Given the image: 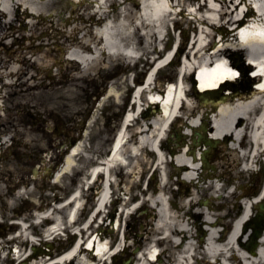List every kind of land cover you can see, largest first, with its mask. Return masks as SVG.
Here are the masks:
<instances>
[{
  "label": "bare ground",
  "instance_id": "1",
  "mask_svg": "<svg viewBox=\"0 0 264 264\" xmlns=\"http://www.w3.org/2000/svg\"><path fill=\"white\" fill-rule=\"evenodd\" d=\"M246 1L247 0H241V2L246 3L248 6L247 12H235V9H229L230 3L233 2V0H204V5H201L199 9L193 7V12L186 10V12L183 13L185 17L193 15L199 27L198 32H196L193 37L191 47L194 51V61L191 60V54V62L182 68L181 80L176 84L174 89L171 88L168 91L166 99L163 102V108L159 109V114L157 116L149 120L140 119L139 116L135 117L133 113H128L127 116L122 119L119 137L115 145V150L120 146L118 152L114 154L112 159H108L106 163L101 162V165H97V161L100 159L99 157H92L94 164L92 167L88 168L85 177L82 178L85 179L84 182L82 181L83 184L85 182L89 183L88 179L95 176L97 178L102 177L103 180L107 181L111 178L110 176L114 177V171L121 168L127 169L128 172L126 173L132 177L131 180H134L139 172H142V160L145 159L143 150L147 149L148 151L149 149L151 154L154 155L155 159L153 161H148V164L151 167L156 165V170L159 171L160 180L162 182H159L160 187L150 195V200H148L150 205L156 209V221L154 222L153 230L150 232L148 240L153 241L155 247H158L159 244H164V248H161L160 253H164L169 260L163 261V259L158 256L156 261H151L146 252L149 253V257H154L157 248H154L155 251L149 249L150 243L147 241L145 246L140 249L139 253L135 256L136 260L134 264H156L158 261H163L164 264H195L193 253H197L201 249V252L206 255L209 261L212 258H217L221 264H223V262L226 264H234L233 260H231L232 258L240 259V264H264V234L261 239V245L256 252H251L245 248L241 243L242 236H238V228L252 214V206L258 199H252L251 201L246 200L244 202L241 214L234 220L230 232L224 237V232L219 225L222 221V217L218 216L216 211L211 210H217L216 203L211 201L214 195L211 194L206 196L205 201H203L205 202L204 205L197 204L194 198L195 191L199 193L202 187H206L213 192H218L221 189L220 184L222 181L217 168L213 166L215 171L213 173L211 171L207 173L212 175L211 180H199L200 183H196L195 189L190 194V198L185 199L184 203L179 207L178 203L171 200L167 195L169 192L168 190L171 188V183H173V179L175 178L166 173L165 164L168 161L172 162L174 167L178 169L180 175L179 180L194 182L196 174L199 175L200 173L199 164L202 161L197 157L194 158L193 154L190 153L193 152L191 151L190 143L184 145L185 147L178 149L176 153H172L171 155L166 153L160 145L164 139L162 133H166L164 125L168 123L175 112L178 113L180 111V109L178 110V104L182 100L180 98L181 92L184 91L185 94H187L184 86L185 78L192 73V68L195 67V65L200 67L198 73L200 84L198 87H195L196 91H199V88L205 89L208 86H214L225 77L229 76L232 78L235 76L237 71L232 68V65L235 62L239 63L237 60L239 56L236 57L235 55V40L237 37L233 33L243 26L248 20V17L251 16H259L261 23L255 22L252 27H245L242 29V36L244 37L242 49L254 64H257L259 68H264V0H259V3L256 1V8L251 4L248 5ZM125 2V0H121L119 5L121 6V10L119 11L120 17L118 22L115 23L114 18L106 20L108 13H110V7L108 5L109 0H89V8H93V10L89 11L90 18L96 21L97 24L91 25L89 28L90 30L87 27L89 25L82 27L79 25H72L71 28H68V39L74 41L68 50L67 59L75 62L84 72L96 68V66L104 60L110 62L120 56H129V58L132 59L134 54L139 53L137 46L134 45L132 47L134 49L130 55H128V51L123 49V46H125L124 41H131L133 36L132 32L136 29H140L143 24V27L151 25L154 28L157 39L158 37L162 39L166 33L170 19L178 15V7L181 6V3L176 0H138L139 7L137 9H132L129 8ZM52 3L53 0H0V10L13 20V11L16 6L19 9H24L30 14L26 22L28 23V27L31 28L35 25V14L49 9L48 6ZM72 3H74V1H72ZM243 12L245 15L241 17ZM97 15L98 18L96 17ZM227 24L234 25V28L225 27ZM219 25L221 26L219 28L221 38L218 41L219 44H216L214 46V51L211 52L210 44L217 34L216 31L214 32L213 28H218ZM75 28L78 30V35L74 37L72 30H75ZM207 38H211V42H206ZM33 47L34 46H31V48ZM121 49L122 53H120ZM112 50H114V52H112ZM45 51L46 52L42 54H37L34 58L28 56V52H25L24 58L34 65L35 63L33 60H41L47 55L48 51H51V47ZM117 51L118 54H115ZM228 57L234 58L230 62L231 64L227 60ZM6 62L7 69H1L0 76L7 78V85L10 86L12 83H16L17 80L27 87H32L37 84L32 80L36 78V74L30 73V71L28 72L25 65L16 63V60H8ZM195 80L197 83L198 80ZM260 81H263L261 84L263 86L262 89L252 87L250 91L238 92L236 97L232 94L226 95L225 98L217 101L214 121L213 123L210 121V131H206L205 133L202 131L206 137L215 139L219 143L223 139L230 137V141L226 143V148L230 149V151H237L240 159L243 158L244 155H248V152H245V154L243 152L241 153L238 150V143L244 140L247 134H250L249 140L253 153L250 161L243 166V170L247 171L251 169L254 170L255 163L264 156V78H261ZM146 83H148V81H146ZM148 87H151V85L149 84ZM58 90L59 88L56 89V91ZM179 90L180 93H178ZM0 92L2 93L1 87ZM140 93L142 92L138 89L137 95L134 96L140 103L139 110L143 108ZM108 94V96L113 94L117 96L118 92L110 88ZM204 96L206 95L204 94ZM189 104L190 108H195L197 106L192 101H189ZM0 115L4 120L9 116L8 113H4L1 110ZM131 116L134 118L132 121ZM188 118L191 121L186 123L187 127L184 128L187 129L182 133L180 132L181 135L186 137L190 136L192 130H195L201 122L206 126L209 123V118L205 113L201 112L200 108L191 112ZM128 122L129 125L127 128L130 125L139 124L140 130L138 134L140 137L136 139V142H134L133 137L137 132L129 135L127 141L122 142L121 138L126 136V131L123 130ZM83 146L84 144L79 143L73 147L72 151L64 160V166H62L60 172L56 175V180H60L64 174L72 171L78 166L76 157L82 153ZM206 146L207 144L205 143H198L195 148L201 154L204 153L203 148H206ZM172 150H174V148H172ZM185 150L187 152H185ZM212 151H214V149L209 148V152ZM112 163L113 166H111ZM183 166H185V169L181 168ZM99 169H101L100 173H98ZM126 173L123 172L122 175ZM106 188L107 185L105 184L104 189ZM82 195V187L78 186L66 198L67 200L64 199L63 204L57 206L58 209H68L66 216L54 214L51 210L45 212V214L37 215L36 221H40L41 218L43 220V215L54 218L55 225L47 229L44 233V239L51 240L53 235L59 234L64 228L65 219L74 226L73 223L77 221L80 213V206L83 203ZM261 195L264 197V186ZM170 203L178 209H174ZM99 207L101 210H105L107 204L104 203V200L100 202ZM104 219L103 221L105 224L106 220ZM89 223L90 219L86 220L85 227L88 226ZM201 223L202 227L199 228ZM195 227H198V235L202 236V240H204L203 244H201V241L198 242L197 240V235L194 233ZM121 228L120 217H118L115 223V229L121 230ZM27 238H30L35 244L36 238L30 232L27 233ZM90 238L92 239L89 245H91L94 239L97 241L96 249L98 257L81 246L79 249L76 248L64 254L69 250L67 249L58 256H54L48 261L40 264H68V259L72 262L76 261V264H96V260L100 259L101 261L112 255L110 250L115 246H111L109 250H105L106 248L108 249V242L103 241V237L96 233H91L88 236V239ZM228 252L233 253L231 256L232 258L227 257L229 255ZM46 258H49V256H46ZM36 260L37 259L31 260L30 264H36ZM104 262H106V260Z\"/></svg>",
  "mask_w": 264,
  "mask_h": 264
},
{
  "label": "rangeland",
  "instance_id": "2",
  "mask_svg": "<svg viewBox=\"0 0 264 264\" xmlns=\"http://www.w3.org/2000/svg\"><path fill=\"white\" fill-rule=\"evenodd\" d=\"M125 1V4L127 3L129 8L137 9L139 7L136 5L138 4L136 0ZM70 2L72 1L53 0V3L48 6L49 9L42 11V15L48 17V19L41 21V23L39 21V24L35 23L30 29L31 35L34 36L33 39L35 43H37L36 48H31V41L27 39H24L25 43H23V45L19 44V46L15 48L16 51L9 55L5 54L0 47L1 60H16V63L25 65L28 72L30 71V73L36 74V78H33L32 80L37 83L32 87H27L24 86V84L19 83V80H17V84L12 83L10 88L7 87L2 94L6 98L4 104L10 106L9 111L4 110V112L9 114V116H7L9 118L8 127L7 124H5V126L11 133H13V135L19 138V143H16L13 150H24V143L27 145V148H29L28 150H40V148L44 146L48 147L51 141V135L53 137L61 135L62 137L64 136L65 139H67L68 136H80L78 128L81 126L80 124L84 116L89 114L88 119L90 123L87 126L86 122L84 128H87L88 132L86 133V136H80V139L84 144L83 151L76 157L78 161L77 167L83 169L84 167L93 165V161L91 160L92 156H102L108 152L120 123H122V119L129 111L131 113L128 99L132 96V84L130 81L131 75L128 74V69L132 67V65L125 62L124 57L120 56L110 62L104 60L99 63L96 68L84 72L75 62L66 58V52L74 41L67 40L68 27L71 28L72 25H79L81 27L85 25L91 26L95 23L90 19L89 11L93 10V8H89V0H81L79 6ZM115 2V0H110V17L114 18L115 23H117L120 17L119 11L121 10V6L119 5L121 2L117 1L119 5H116ZM229 9H235V12H242L244 9H247V5L246 3L241 2V0H233V2L230 3ZM0 16L2 17V19H0L1 34H11L13 31L16 36L23 37L25 33H29L27 25H22V23H24V16L26 17L24 10H21L18 19L14 21L15 27L13 29L10 24H7V17L2 13V10H0ZM63 17L68 20H62ZM83 19L86 21L84 22ZM181 21V24H183V26L181 25L182 33L178 35L175 40L180 38V48L182 49L181 54L183 55L187 52L189 41L193 33L188 29L189 24L186 23L184 25L183 22L185 21V18ZM53 24L55 25L53 26ZM143 25L140 29H136L132 32L133 36L132 39L130 38L131 41H124L126 47L123 46V49L125 51H128V53L131 54L134 45L137 46L139 52L143 53L151 51L149 49L154 48L157 44H164L167 48L172 47L174 43V35L171 32V28L168 31V35H166L163 40H160L159 37L157 39L154 28L151 25L146 27H143ZM214 31H217V29L214 28ZM43 32L48 33L44 36H40ZM72 32L74 36L78 35L77 28H75V30L73 29ZM53 41H61L59 42L60 46L57 51H48L47 55L41 60H33L35 63L34 65L25 60V52H28V56L31 55V57L34 58L37 54L46 52L45 50L49 49L48 45H52ZM40 43L44 45L40 47ZM211 45L213 46L214 44L211 43ZM24 46L25 48H23ZM118 51L115 52V54H118ZM121 51L120 53H122ZM126 63L128 65H126ZM6 65L7 63L0 65V70L7 69ZM136 73L137 75L135 79L142 80L144 72L136 71ZM167 77L172 79L178 77L177 65L171 63L162 68L157 75V79L161 81H164ZM192 85L190 76H186L184 86L187 89L189 88V90L186 91L187 100L202 107L196 92L191 90ZM160 86L163 87L164 84L161 82L159 87ZM57 88H59L58 91H56ZM110 88H112L113 91L118 92V95L116 96L113 94L108 97L107 91ZM178 93L180 92L178 91ZM181 94H183V92ZM153 96H155V90L149 96H147L146 93L142 94L141 104L143 110L138 114L140 119L150 120L159 114V104H150L148 102V98L153 99ZM95 98L97 99L95 100ZM97 102H100L101 105H98ZM202 110H206V107H203ZM181 112L185 114L186 112H193V109L184 107ZM184 123L185 122L180 123L179 121L175 123L174 121V123L169 126L167 133L165 134V139L161 142L166 153L171 154L170 146L172 145H170L169 142V130L172 127H179ZM50 125L55 126L56 131L47 132L46 128ZM1 128L2 126L0 129ZM139 129V124H136L130 126L127 130L130 135L137 132L133 137L134 141L136 140V137H139ZM58 132L60 134H58ZM172 132H174V130H172ZM176 133L177 131L171 136L176 137ZM162 135L164 134L162 133ZM218 147V152H214L211 159L215 160L219 170L224 172V177L220 184L221 189L218 192H213L206 187H202L200 192L195 194L194 198L196 201L198 200L200 203L199 205H201V199L204 200L206 196L211 194L214 195V198L211 199L214 200L217 205V210L214 211H216L217 214L223 215L224 221L232 226L235 218L241 213L243 206L241 201L242 198H239L238 200L235 195L236 189L232 192L230 191V188L228 189V181L232 182L234 181L233 178H235L237 180L236 183L244 187L241 189L240 194H244L243 192L248 191L250 188L249 182L252 174L251 172L242 171L240 159L238 158L236 151L234 152L233 150L231 156L228 154L227 150H225L226 148L224 144H221ZM179 148L180 147H177V149ZM56 151L57 150L55 149L54 152ZM143 154L145 159L142 160V174L139 172L137 175L138 177L136 176L134 180H131L132 177L127 173L124 176V179L126 180L125 183H127L126 189L130 192V196L133 197L135 195V198L138 197L141 199L145 196H150L156 191L159 179V173L154 168L156 165L151 167L148 164V161L155 159L154 155L150 154L147 149L143 150ZM8 157L9 159L6 161L0 160V223H2L0 224V254L7 256L5 259H2L0 256V261L3 264H21L25 258L24 255L26 254V251L32 244V241H29L27 238V233L30 232L37 238V240H41L40 242H42V231L45 227L34 221L36 215L45 210L37 207H35L34 210H29V204L34 206V203L28 201V197L26 198L27 195L30 197L35 195V199L40 201L39 198L43 195L41 192L42 185L30 186L25 183L28 179V175H26L27 173L21 170V168L29 163L28 160L13 159L14 155ZM165 166L167 174H174L171 162H167ZM76 170L74 169L72 172L68 173L70 175L68 178L63 176L62 180L58 182L63 186V190L70 189L69 187L73 184V181L74 185H78L81 181L82 177L79 176L77 180L74 177L77 173ZM122 170L124 171V169L119 168L114 172L117 173ZM262 175L263 173L261 172L258 174L257 178L259 177L258 179H261ZM140 177L141 179L137 180ZM207 179L211 180L210 177ZM147 182H149V190L144 192ZM33 191L35 193H33ZM168 191L167 195L170 199L175 200L180 207L184 203V198L190 196L192 190L188 191L185 189L184 192H181L178 195L172 191V187ZM251 197L252 196L249 195L244 196L243 202L251 199ZM234 202L239 204L238 210H236L235 205L231 207V204H234ZM129 203L130 201H126V208ZM88 205L89 207L94 205V200L91 197L88 200ZM171 205L174 209H178L172 203ZM123 206L124 204H122V207ZM146 207H148L149 212L146 210ZM229 208L234 211L231 215L229 213ZM55 212L63 213L60 210H55ZM153 214L154 210L148 202H145L141 211L134 215L131 213L129 214L128 212H125L122 215L120 214L121 226L123 227L131 215L132 220L137 222L135 226H129L127 228L130 235V237L127 238L129 239V242H131L132 247L136 245L145 246L150 235L149 232L153 230V224L156 220V217ZM14 219L23 221L24 228H21V224L14 223ZM105 231H108L107 227H105ZM103 235L109 237L111 234H106L103 231ZM142 236H145L144 240H142ZM118 237L120 238V230L115 231L113 237L111 236V239L113 238L112 242H120L123 244L125 238L123 239V237H121V239L118 240ZM135 237L137 240L139 239L137 242L133 241ZM71 241L72 239L68 242H56L55 254H59L70 247ZM161 246L164 248V244ZM18 249L19 252H17ZM13 252L17 253L18 260H13L11 258L14 256ZM132 252L133 251L130 250L127 255L132 256ZM202 255L205 257L201 261L202 264H214L208 261L204 253ZM161 258L164 259V261L169 260L164 253L161 255ZM46 261L45 258H39V260L36 261V264ZM100 262H102V260H96V264H100ZM158 263L163 264V261Z\"/></svg>",
  "mask_w": 264,
  "mask_h": 264
},
{
  "label": "water",
  "instance_id": "3",
  "mask_svg": "<svg viewBox=\"0 0 264 264\" xmlns=\"http://www.w3.org/2000/svg\"><path fill=\"white\" fill-rule=\"evenodd\" d=\"M262 199V198H261ZM257 206H259V220H257L256 222H254L255 218L253 216V218H249L243 225V232L242 235L247 237L249 240L246 242L245 240V244L249 245V247L251 248H255L257 247V245H259V238L262 236L263 234V230H264V199L259 200V202L257 203ZM257 225L260 226L261 228H257ZM253 229V232H250V229Z\"/></svg>",
  "mask_w": 264,
  "mask_h": 264
},
{
  "label": "flooded vegetation",
  "instance_id": "4",
  "mask_svg": "<svg viewBox=\"0 0 264 264\" xmlns=\"http://www.w3.org/2000/svg\"><path fill=\"white\" fill-rule=\"evenodd\" d=\"M255 185H257V184H255ZM255 189H258V188H255Z\"/></svg>",
  "mask_w": 264,
  "mask_h": 264
}]
</instances>
